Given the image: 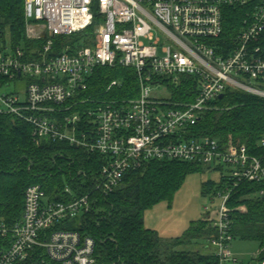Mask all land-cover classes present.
Here are the masks:
<instances>
[{
  "label": "built area",
  "instance_id": "1",
  "mask_svg": "<svg viewBox=\"0 0 264 264\" xmlns=\"http://www.w3.org/2000/svg\"><path fill=\"white\" fill-rule=\"evenodd\" d=\"M228 8L245 13L232 42L223 37ZM24 17L26 38L42 45L13 48L0 27V115L27 123L36 143L66 142L105 164L80 197L66 187L72 198L58 201L39 185L28 187L21 220L10 226L0 219V264H98L94 240L62 228L93 210L92 193L109 196L151 161L227 169L211 198L219 207L206 208L215 231L208 248L218 264H242L231 249L228 203L243 184L260 185L264 199V136L258 155L192 137V128L228 90L264 98V0H25ZM90 27L91 46L55 53L57 37ZM115 66L134 70L137 97L122 104L81 99L96 69ZM183 77L195 79L193 103L154 96V87L170 93Z\"/></svg>",
  "mask_w": 264,
  "mask_h": 264
},
{
  "label": "trees",
  "instance_id": "2",
  "mask_svg": "<svg viewBox=\"0 0 264 264\" xmlns=\"http://www.w3.org/2000/svg\"><path fill=\"white\" fill-rule=\"evenodd\" d=\"M24 2L0 0L1 40L5 42L8 33L13 48L39 49L42 42L30 41L25 35ZM244 16L242 9H227L225 40L233 41ZM94 31L90 27L68 37H57L53 49L59 54L91 46ZM113 81H118V85L108 90ZM88 83L81 99L95 102L122 104L139 92L134 70L121 66L96 69ZM170 93L172 103H193L197 97L195 79L181 78L179 85L170 86ZM263 136L264 98L243 91L228 90L192 128V137H210L224 148L245 145L250 153L258 155V142ZM104 164L103 156L66 142L36 143L27 123L0 115V219L10 226L21 220L25 192L32 185H39L50 199L58 201L72 198L65 195L66 187L71 188L73 197L90 193L92 181ZM201 169L191 163L151 161L142 170L128 174L109 196L92 193L93 210L62 229L91 237L98 264H218V258L204 246L215 235L206 216L191 223L183 237L172 241H165L156 231L146 228L144 221L148 209L171 201L186 177ZM223 180L221 177L219 182H208L205 188L213 187L215 193ZM259 189L258 184H243L228 203L233 239L259 243L257 264L264 262V199L258 196ZM192 245L195 249H183Z\"/></svg>",
  "mask_w": 264,
  "mask_h": 264
},
{
  "label": "rangeland",
  "instance_id": "3",
  "mask_svg": "<svg viewBox=\"0 0 264 264\" xmlns=\"http://www.w3.org/2000/svg\"><path fill=\"white\" fill-rule=\"evenodd\" d=\"M4 39L10 44L8 33L5 34ZM17 86L19 91L24 88L22 82L18 83ZM13 89L12 86L6 89V92L9 93ZM153 94L156 98L167 99L171 93L159 91L154 87ZM227 173V169L212 170L203 167L201 170L189 174L171 201H162L146 211L144 220L146 228L156 231L165 241L183 237L190 229L191 223L205 218L206 208L219 207V199L215 202L211 201L214 194L213 187L205 188V184L219 182L221 176ZM209 245L210 243L205 241L204 246L209 247ZM183 249L192 250L195 249V245ZM231 249L242 264H257V257L260 255L259 243L236 240L232 243Z\"/></svg>",
  "mask_w": 264,
  "mask_h": 264
},
{
  "label": "water",
  "instance_id": "4",
  "mask_svg": "<svg viewBox=\"0 0 264 264\" xmlns=\"http://www.w3.org/2000/svg\"><path fill=\"white\" fill-rule=\"evenodd\" d=\"M220 98H222V96Z\"/></svg>",
  "mask_w": 264,
  "mask_h": 264
}]
</instances>
